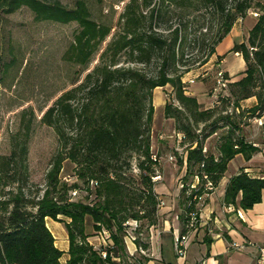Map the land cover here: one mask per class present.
Wrapping results in <instances>:
<instances>
[{"label":"trees","instance_id":"16d2710c","mask_svg":"<svg viewBox=\"0 0 264 264\" xmlns=\"http://www.w3.org/2000/svg\"><path fill=\"white\" fill-rule=\"evenodd\" d=\"M132 1L121 14L120 28L89 68L111 26L94 19L85 0H75L72 7L60 0H0V15L27 6L37 20L76 21L80 28L63 57L86 71L41 116L56 131L60 148L46 175L43 196L26 191L27 140H16L9 153H0V264H63V250L55 245L46 217L65 225L69 264L115 263L114 257L124 255V223L146 218L149 226L156 221L160 201L152 181L156 168L150 130L151 99L157 86L171 85L178 105L166 103L164 112L175 119L176 130L184 134L187 143V170L178 198L180 234L189 230L190 213L199 210L194 196L208 192L202 174L215 185L235 153L257 149L241 136L240 122L228 120L221 112L230 103L240 107V100L255 96L256 103L247 110L252 115L264 114V0H158L145 13L132 6ZM142 1L146 7L152 2ZM194 11L200 14L196 16ZM248 11L258 14L247 39L231 47L245 60L244 74L228 83L223 106L203 108L197 97L186 91L182 77L207 62L234 22ZM174 14L176 24L172 22ZM190 45H198V55L187 54ZM122 54L125 63H121ZM4 66L0 48V71ZM220 121H225L227 129L219 137L217 154L207 153L203 140L216 132ZM201 122L209 125L202 136L196 133ZM63 158L74 164L76 181L59 178ZM132 158L137 159L136 174ZM190 175L199 177V190L185 182ZM79 181L87 194L73 200L69 191L81 188ZM7 186L13 188L6 192ZM262 192L264 176L241 169L229 178L224 202L248 209L261 201ZM143 224L135 229V243L146 249L147 242L139 236ZM102 229L110 231L113 241L105 257L88 241Z\"/></svg>","mask_w":264,"mask_h":264},{"label":"rangeland","instance_id":"374dc122","mask_svg":"<svg viewBox=\"0 0 264 264\" xmlns=\"http://www.w3.org/2000/svg\"><path fill=\"white\" fill-rule=\"evenodd\" d=\"M60 1L68 7L74 6L75 3V0ZM85 1L94 19L111 26L109 35L102 42L99 51L94 54L89 64V68H92L99 58L100 51L105 47L112 34L120 28L123 20L121 14L130 0ZM154 4L157 5L158 0H152L148 7L144 5L142 0L132 1V6L144 13ZM194 14L198 16L200 11H194ZM255 19L252 12L248 11L244 17H240L234 22L238 38L247 39L248 30ZM172 22L173 24L177 23L175 14ZM79 28L76 21L61 23L51 20H37L34 17V12L27 6H22L12 13L0 15V48L2 61L5 63L4 68L0 71V153H9L16 140H27L29 181L26 185V191L31 196H43L46 189V175L52 168L58 152H60L56 131L52 126L43 122L41 116L64 90L73 85L74 80H81L86 72L81 71L80 64L63 57ZM187 48V54H193V56L199 54L198 45H190ZM219 48H223V43L219 45ZM221 57L222 55L212 54L209 57V64L205 65V67H208L206 70L208 73L203 79H205L207 87L203 81L197 80L202 78L201 74L195 76L197 73L195 69L201 65L191 68L190 70L193 71L190 74H186V72L182 77V80L186 83V91L189 93V84L191 83L190 86L203 103V108H207L208 105L209 107L223 106L222 100L229 94L228 84L221 86L217 83V70L226 66L236 69L238 63L233 60V54H228L227 60L220 65ZM125 62L126 55L122 54L121 63ZM189 78L197 81L192 83ZM151 101L154 109L151 119L150 150L157 158V160H154L155 173L161 174L163 158H167L173 165L176 164L187 153V143L178 138L175 119L166 116L164 112L166 103L178 105L171 85L166 84L155 87ZM251 106L249 104L243 109L241 107L236 109L230 103L221 114L228 115V120L245 122L246 130L252 132L255 130L264 131V125H259L256 120V117L260 116L252 115L247 110ZM224 122L220 121L216 132L204 138L203 147L207 153L216 150L220 135L227 129V126L223 125ZM208 131V123L201 122L196 128V133L200 136ZM248 134L250 133L246 135ZM136 162L137 159L132 158V172L134 174L139 171ZM73 172L74 164L69 159L63 158L60 160L59 178L61 180L76 181ZM183 182L184 180H182V185ZM185 182L190 186L194 184L192 188L195 190H199L202 186L199 183V177L196 175L194 177L190 175ZM79 185H81V188L77 189L76 194L69 191L73 200L83 198L87 194L81 181H79ZM12 188L13 186H7L5 191L8 192ZM204 196L205 192L196 197L199 200L198 207ZM159 205H161V202H159L158 207ZM177 205L175 211L179 213L180 208ZM59 216L62 217V215ZM47 220H50L49 217ZM138 222H144L140 228L139 236L146 241L147 232L152 224L148 226L149 220L146 218H141V221L138 220ZM53 225L51 223L50 227L52 226L57 232L66 230L63 221H59V229ZM128 230L131 229L128 228ZM55 239L59 238L56 236ZM124 239L130 241L128 236H125ZM166 247L171 248V243L167 242ZM126 258L124 250L121 259L127 260ZM131 258L133 261L144 262L143 258L138 255Z\"/></svg>","mask_w":264,"mask_h":264},{"label":"crops","instance_id":"0c3cea01","mask_svg":"<svg viewBox=\"0 0 264 264\" xmlns=\"http://www.w3.org/2000/svg\"><path fill=\"white\" fill-rule=\"evenodd\" d=\"M244 41L238 38L234 24L230 31L219 42L213 55H222L220 65L227 60L228 54H233V60L237 61L236 69L230 66L222 67L228 76L229 81H236L243 76L245 60L241 53L231 50L235 42ZM223 43V48L219 45ZM209 59L195 70V76L201 74L200 79L205 83L206 70ZM193 70L188 71L190 74ZM191 78H189L190 80ZM197 80L191 81L195 83ZM189 84V93L196 96ZM197 97V96H196ZM209 98V97H208ZM198 99V97H197ZM199 100V99H198ZM243 100V101H242ZM240 101V107L254 105L255 96H251ZM199 102H201L199 100ZM208 102V101H206ZM202 103V102H201ZM203 104V103H202ZM206 107H209L206 106ZM239 109L238 106L235 107ZM259 125H264V114L256 117ZM240 122V121H239ZM241 136L248 143L256 146L257 149L250 152L249 149L239 151L228 161L227 167L213 188L205 192L199 210L195 212V225L189 229L188 240L185 250L178 254L175 249V238L180 234L181 223L178 212L175 211L179 193L181 190L182 178L187 170V153L176 164H171L167 158H163L162 179L154 182V192L157 194L161 205L157 208L156 222L153 223L147 232L146 252L142 253L135 249L136 243L125 239L126 259L119 256L114 257L116 262L111 264H253L256 260L259 249L258 246L264 244V192L261 201L253 204L251 208L243 209L240 206L228 205L224 202L225 187L229 178L244 169L250 175L264 176V131L246 130L245 122H240ZM247 133H250L246 135ZM219 141V139H218ZM209 153L217 154V148ZM178 207V205H177ZM46 217L47 226L54 235V242L57 247L63 250L61 261L63 264L69 258L68 254V233L67 230L55 231L51 223L59 229V221ZM53 228V229H52ZM56 234V235H55ZM56 236L59 239H55ZM205 236L208 240L205 241ZM94 247L99 246V234L88 238ZM167 242L171 243V248H167ZM134 251V252H133ZM143 258L142 261H133L132 256ZM174 261V262H173Z\"/></svg>","mask_w":264,"mask_h":264},{"label":"built area","instance_id":"2783aa9c","mask_svg":"<svg viewBox=\"0 0 264 264\" xmlns=\"http://www.w3.org/2000/svg\"><path fill=\"white\" fill-rule=\"evenodd\" d=\"M251 12L254 16H256L258 14V12H256V11H251ZM190 81H193V79H190ZM216 81L221 86H226L230 82L228 77L225 75L224 69L219 68L217 70ZM177 136L181 140H183V138H184V134L182 132H179V131H177ZM151 157L153 160H157L155 154H151ZM170 158H172V157L170 156ZM161 178H162V176L160 173H155V175L152 176V181L155 182ZM202 178L204 181V187L206 189H211L214 187L213 182L209 179V176L206 173L202 174ZM181 186H182V184H181ZM191 187H194V184H192ZM71 193L76 194L77 190L76 189L72 190ZM196 197L197 196L195 195L194 198H196ZM229 206L230 205H228V207ZM195 214H196L195 212L190 213V219L186 224V227L188 229H191L195 225V222H196V215ZM124 224L126 225L125 236L126 237L128 236V238H130V240H133V242H134V240L136 239L135 229L137 228V226H139L138 220L137 219H130V220H127ZM128 228H130L131 230H128ZM188 232H189V230H188ZM188 232H186L185 234H179L175 238V241H174L175 249H176L178 254H182L185 250L187 240H188ZM98 234L100 237V244L96 248H100L102 256L105 257L107 254L108 248L112 247V244H113V241H112L111 236H110V231L108 229H102ZM125 236H124V238H125ZM135 249L142 252V253L145 252V249H143L141 246L136 245ZM258 249H259V254H258V256H257V258L253 264H264V244L259 245Z\"/></svg>","mask_w":264,"mask_h":264}]
</instances>
